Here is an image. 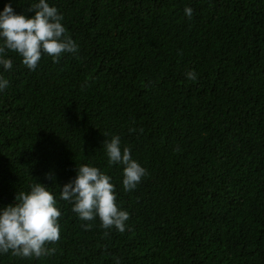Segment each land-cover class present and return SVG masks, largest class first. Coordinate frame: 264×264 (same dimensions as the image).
Returning <instances> with one entry per match:
<instances>
[{
  "label": "trees",
  "instance_id": "1",
  "mask_svg": "<svg viewBox=\"0 0 264 264\" xmlns=\"http://www.w3.org/2000/svg\"><path fill=\"white\" fill-rule=\"evenodd\" d=\"M36 2L0 0V12L30 18ZM47 2L79 51L35 71L12 52L0 65V210L48 186L60 240L0 264H264V0ZM113 135L146 169L135 190L108 164ZM83 164L111 177L123 233L60 198Z\"/></svg>",
  "mask_w": 264,
  "mask_h": 264
},
{
  "label": "clouds",
  "instance_id": "2",
  "mask_svg": "<svg viewBox=\"0 0 264 264\" xmlns=\"http://www.w3.org/2000/svg\"><path fill=\"white\" fill-rule=\"evenodd\" d=\"M27 11L34 15L29 18L16 14L9 3L0 12V65L5 70L13 67L12 59L6 58L8 52L18 54L23 65L32 71L45 55L59 63L63 55L78 53V45L66 34L63 15L56 7L50 6L47 0H38ZM184 12L188 19L192 18L191 7H186ZM186 76L192 81L197 79L194 71L187 72ZM8 85L9 81L0 77V91ZM104 148L109 166H123L124 190H135L147 172L132 158L130 147L122 148L121 137L113 135L110 141L105 140ZM60 198L73 205L72 211L79 219L92 221L99 217L104 229L125 231L129 213L119 208L111 177L99 168L88 164L76 167V177L60 188ZM60 217L57 200L48 186L38 182L30 185V191L19 192L14 204L0 210V254L10 252L26 259L53 255L56 248L49 245L60 240ZM84 227L88 230L91 225Z\"/></svg>",
  "mask_w": 264,
  "mask_h": 264
}]
</instances>
